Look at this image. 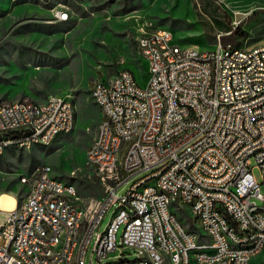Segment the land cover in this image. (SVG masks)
Instances as JSON below:
<instances>
[{"label": "built area", "instance_id": "1", "mask_svg": "<svg viewBox=\"0 0 264 264\" xmlns=\"http://www.w3.org/2000/svg\"><path fill=\"white\" fill-rule=\"evenodd\" d=\"M239 23L234 20L231 30ZM149 31L154 40H145L144 31L137 39L147 62L144 86L126 70L92 81L90 98L103 115L104 132L86 160L103 196L85 225L77 261L85 264L92 246L96 264H131L125 251L144 264H190V252L211 246V254L199 258L242 264L244 257L263 255L264 264V44L237 48L218 41L213 50L198 51L182 47L168 30ZM22 123L35 125L36 134L22 130ZM3 124L18 125V133L4 134ZM0 128V147L50 144L55 131L73 130L74 109L60 97L12 103L10 110L0 109ZM118 138H125L126 150H119ZM112 158L121 159L120 176L111 174ZM140 173L145 175L117 193ZM34 176L32 196L19 200L11 194L20 212L0 209V264H66L67 253L49 256L40 245H50L57 221L75 222L80 209L67 211L74 197L61 193L55 178H45V165ZM188 201H196V208H188ZM216 207H224V215ZM111 208L116 220L98 233ZM183 210L195 213V226L204 222L205 232L181 227ZM12 226L21 227L18 246H11ZM237 246H248V253L237 254ZM163 250H170V258H163ZM15 254L26 255V263H17Z\"/></svg>", "mask_w": 264, "mask_h": 264}, {"label": "rangeland", "instance_id": "2", "mask_svg": "<svg viewBox=\"0 0 264 264\" xmlns=\"http://www.w3.org/2000/svg\"><path fill=\"white\" fill-rule=\"evenodd\" d=\"M234 20L240 22L235 29L237 48L264 44V0H0V104H41L49 97H60L70 101L76 112L74 130L51 146L31 151L10 147L0 155V193L23 200L30 182L23 185L21 180L32 181L36 171L46 165L58 180L75 186L80 207L89 215L103 196L93 166L86 160L104 127L90 98L95 76L136 70L144 86L147 66H142L137 54V39L143 31L169 30L182 47L213 50ZM144 175L132 176L117 193L124 194ZM254 176L260 183L257 170ZM260 194L264 199V185ZM114 214L109 209L98 233ZM178 214L188 231L200 233L186 210ZM4 215L0 213V222ZM121 233L122 227L117 231V243ZM91 247L85 264L90 260L96 264L90 258ZM122 251L119 248L111 256ZM130 254L125 251L124 256L132 260ZM262 262L263 255H259L249 264Z\"/></svg>", "mask_w": 264, "mask_h": 264}, {"label": "bare ground", "instance_id": "3", "mask_svg": "<svg viewBox=\"0 0 264 264\" xmlns=\"http://www.w3.org/2000/svg\"><path fill=\"white\" fill-rule=\"evenodd\" d=\"M169 31V30H168ZM170 32V31H169ZM145 40H154V33L144 32ZM24 105H32L31 102L22 101ZM1 110H10V104H0ZM22 130H25L28 134H36V126L29 123H22ZM104 132V127L102 129L101 135ZM4 134H17L18 125L3 124ZM68 131H55L51 136L50 144L42 143H31L28 145H20L18 143H4L0 147V155L10 147L18 148L19 150L31 151L37 146H51L54 141L62 136L67 135ZM1 135V128H0ZM100 135V136H101ZM119 150H126L125 138H118ZM88 163V162H87ZM93 166V163H90ZM121 159L112 158L111 160V174L113 176H120ZM45 178H55V183L61 188V193L68 196H73L74 200H69L67 203V211H77L79 210V215L76 217L75 222H64L57 221V235H53V240L50 245H40L41 253H48L49 256H56L59 253H67L66 264H81V261H77L76 251H80L81 240L85 234V225H87L96 213V209L90 212L89 215L84 212L80 207V198L78 192L74 185L65 184L64 182L58 180L51 167H46L45 165ZM22 184L36 185V176L33 177L32 181L23 178L21 180ZM151 194H158V187H151ZM15 196V195H14ZM27 196H32V188L30 186V191ZM102 201L97 206L101 208ZM188 208H196V201H188ZM0 209L3 211L20 212V203L16 202L11 194L0 195ZM193 221H196L195 213H188ZM217 215H224V207H216ZM116 220V212L111 221ZM180 226L185 227L180 220ZM196 228L199 232H205L204 222H196ZM21 238V227L12 226L11 227V246H18V242ZM248 253V246H237V254ZM211 254V246H200L195 248V252H190V264H214L211 260H206L204 258H199V255ZM163 258H170V250H163ZM253 257H244L242 264H249ZM15 261L17 263H26V255L15 254ZM55 264H62V262H55ZM131 264H144V258H133ZM172 264H180V262H173Z\"/></svg>", "mask_w": 264, "mask_h": 264}, {"label": "crops", "instance_id": "4", "mask_svg": "<svg viewBox=\"0 0 264 264\" xmlns=\"http://www.w3.org/2000/svg\"><path fill=\"white\" fill-rule=\"evenodd\" d=\"M215 47V46H214ZM213 47V48H214ZM198 50V49H197ZM209 50H211V49H207V50H203V51H209ZM198 51H200V50H198ZM137 54H138V56H139V58H140V61H141V63H142V66H143V63H146V66H147V62L139 55V53H138V50H137ZM124 70H126V69H123V70H120V71H124ZM120 71H118V72H120ZM126 71H129V72H131L132 73V75H133V77L135 78V80H136V82L138 83V84H141V82H139V80L137 79V76H136V70H126ZM117 72V73H118ZM117 73H115V74H113V75H111V76H109V77H106V76H95V78L94 79H109V78H111V77H113V76H115ZM93 79V80H94ZM91 88H92V83L90 84V90H91ZM73 106V105H72ZM94 106H96V105H94ZM97 107V106H96ZM73 109H74V106H73ZM99 109V108H98ZM100 111V110H99ZM100 114H101V121L103 120V115H102V113H101V111H100ZM75 121H76V112H75V109H74V128H75ZM74 128H73V130H74ZM72 130V131H73ZM71 131V132H72ZM70 132V133H71ZM59 138V137H58ZM56 141V140H55ZM54 141V142H55ZM252 260V259H251ZM250 260V261H251ZM250 263V262H249Z\"/></svg>", "mask_w": 264, "mask_h": 264}, {"label": "trees", "instance_id": "5", "mask_svg": "<svg viewBox=\"0 0 264 264\" xmlns=\"http://www.w3.org/2000/svg\"><path fill=\"white\" fill-rule=\"evenodd\" d=\"M229 31H231V34L230 35H228V36H224V37H222V41H220L222 44H228V43H230V44H232L234 47H236L237 46V37H238V31L237 30H235L234 29V31H232V30H229ZM95 105V104H94ZM103 121V120H102ZM101 121V122H102ZM103 126H104V124H103ZM102 126V127H103ZM9 189H6L4 192H8L9 193ZM20 200V199H19Z\"/></svg>", "mask_w": 264, "mask_h": 264}]
</instances>
